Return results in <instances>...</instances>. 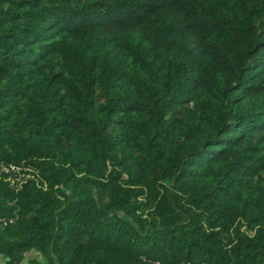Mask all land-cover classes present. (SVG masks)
<instances>
[{
    "label": "trees",
    "instance_id": "16d2710c",
    "mask_svg": "<svg viewBox=\"0 0 264 264\" xmlns=\"http://www.w3.org/2000/svg\"><path fill=\"white\" fill-rule=\"evenodd\" d=\"M0 253L264 264V0H0Z\"/></svg>",
    "mask_w": 264,
    "mask_h": 264
},
{
    "label": "built area",
    "instance_id": "2783aa9c",
    "mask_svg": "<svg viewBox=\"0 0 264 264\" xmlns=\"http://www.w3.org/2000/svg\"><path fill=\"white\" fill-rule=\"evenodd\" d=\"M31 168L23 167L14 164H0V171L9 172L13 171V177L9 175L11 180H16V182L20 183L24 181L28 176H31L30 173ZM157 264H163L162 262H157Z\"/></svg>",
    "mask_w": 264,
    "mask_h": 264
},
{
    "label": "rangeland",
    "instance_id": "374dc122",
    "mask_svg": "<svg viewBox=\"0 0 264 264\" xmlns=\"http://www.w3.org/2000/svg\"><path fill=\"white\" fill-rule=\"evenodd\" d=\"M28 257L40 258V254L36 250L31 249V250L27 251L25 259H23L21 262H19L17 264H28V262H27ZM3 258H4V256L0 253V264H6L3 260Z\"/></svg>",
    "mask_w": 264,
    "mask_h": 264
}]
</instances>
